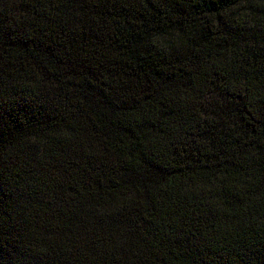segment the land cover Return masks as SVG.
Returning a JSON list of instances; mask_svg holds the SVG:
<instances>
[{"label": "trees", "instance_id": "trees-1", "mask_svg": "<svg viewBox=\"0 0 264 264\" xmlns=\"http://www.w3.org/2000/svg\"><path fill=\"white\" fill-rule=\"evenodd\" d=\"M0 264H264V0H0Z\"/></svg>", "mask_w": 264, "mask_h": 264}]
</instances>
